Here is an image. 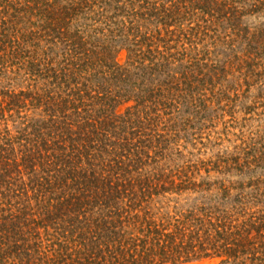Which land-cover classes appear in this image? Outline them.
Here are the masks:
<instances>
[{
  "label": "trees",
  "instance_id": "obj_1",
  "mask_svg": "<svg viewBox=\"0 0 264 264\" xmlns=\"http://www.w3.org/2000/svg\"><path fill=\"white\" fill-rule=\"evenodd\" d=\"M244 13L237 0H0V264H264V208L161 204L204 190L163 162L158 111L185 88L173 67Z\"/></svg>",
  "mask_w": 264,
  "mask_h": 264
},
{
  "label": "rangeland",
  "instance_id": "obj_2",
  "mask_svg": "<svg viewBox=\"0 0 264 264\" xmlns=\"http://www.w3.org/2000/svg\"><path fill=\"white\" fill-rule=\"evenodd\" d=\"M237 1L245 11L239 26L217 22V32L200 37L173 67L186 89L168 109L158 111L159 133L169 139L172 151L163 162L168 171L184 168L198 183L204 182V190L170 195L161 202L164 211L203 204L233 208L245 201L249 212L264 208V186L257 185L264 180V9L250 11L254 0ZM126 57L123 49L117 55L120 63ZM20 121H9L10 129L17 130Z\"/></svg>",
  "mask_w": 264,
  "mask_h": 264
}]
</instances>
